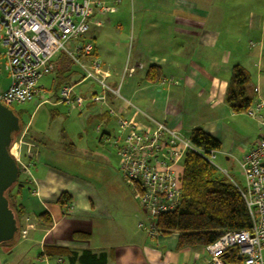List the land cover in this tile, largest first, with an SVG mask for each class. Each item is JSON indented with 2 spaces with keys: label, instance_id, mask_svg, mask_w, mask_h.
Segmentation results:
<instances>
[{
  "label": "crops",
  "instance_id": "obj_1",
  "mask_svg": "<svg viewBox=\"0 0 264 264\" xmlns=\"http://www.w3.org/2000/svg\"><path fill=\"white\" fill-rule=\"evenodd\" d=\"M101 1L118 3L114 12L96 16L101 24L91 25L84 38L93 42L91 56L108 71L106 83L120 87L121 98L106 95L105 101L85 113L86 123L93 119L101 123L96 128L98 145H103V136L115 133L116 123L108 114L111 109L139 130L153 128L146 116L185 138L201 128L220 143L216 152L238 166L243 154L264 135V127L245 112L232 113L225 95L232 68L241 67L249 76L250 108L262 102L258 113L264 119V0ZM61 57L54 60L52 73L56 93L64 84L72 85L74 93L84 98L98 92L78 66L63 63ZM90 59L82 62L88 64ZM151 67L155 68L151 77L156 78L158 71L154 82L146 80ZM129 69L133 70L130 77ZM85 107H90L87 101ZM111 123V132L100 131ZM73 148L66 141L54 150L43 143L36 152L37 164L31 165L35 213H26L31 225L27 237L7 248L12 264L23 257L28 258L26 264H33L46 246L105 253L106 264H205L201 247L177 250L176 234L148 239L138 228L135 212L121 219L95 192L86 191L82 181L57 170L56 160L71 155ZM64 192L71 197L66 212L56 203ZM43 212L51 218L49 229L33 222L32 216ZM59 259L63 258L56 256L53 261Z\"/></svg>",
  "mask_w": 264,
  "mask_h": 264
},
{
  "label": "built area",
  "instance_id": "obj_2",
  "mask_svg": "<svg viewBox=\"0 0 264 264\" xmlns=\"http://www.w3.org/2000/svg\"><path fill=\"white\" fill-rule=\"evenodd\" d=\"M117 3L107 4L101 0H0V69L9 80L8 87L0 89V103L11 108L15 104L30 102L34 97L43 100L44 89L38 86V82L53 73L54 60L60 53L81 69L83 78L94 83L98 92L84 98L74 93L72 85L64 84L56 93L57 103L70 111L85 114L105 101L106 95L121 98L120 87L111 88L106 83L108 71L91 56L93 46L84 38L91 25L101 24L96 16L114 12ZM87 57L91 58L90 62L84 64L82 60ZM126 73L130 77L133 70ZM86 101L89 108L85 107ZM262 106V102L257 103L254 109L249 107L245 113L264 127V119L258 113ZM108 114L114 118L116 130L114 135L103 136L102 142L115 150L119 171L147 218V223L139 222L138 228L149 239H159L162 235L156 228V219L174 212L180 205L181 170L178 166L184 153L195 152L215 167L212 162L214 151L202 153L189 138L148 116L153 128L139 130L113 110L110 109ZM23 145L26 147L24 156L13 157L19 174L30 175L37 147L29 142ZM238 166L243 185L233 183L245 202L251 226L246 230L226 231L203 247L205 264H264V135L243 154ZM223 173L227 174L225 170ZM31 181L29 178L28 182ZM27 229V226L24 230L19 228L21 239L26 238ZM233 250L238 259L235 263L228 261ZM33 264L47 262L41 256ZM56 264L63 263L59 259Z\"/></svg>",
  "mask_w": 264,
  "mask_h": 264
},
{
  "label": "trees",
  "instance_id": "obj_3",
  "mask_svg": "<svg viewBox=\"0 0 264 264\" xmlns=\"http://www.w3.org/2000/svg\"><path fill=\"white\" fill-rule=\"evenodd\" d=\"M60 56H63L61 57L63 63L74 64L63 53L58 54V57ZM54 66L56 68V61ZM154 69L151 67L147 72L146 80L154 82L158 78L157 70L156 78L151 77V74H154L151 70ZM225 103L235 114L244 113L252 103V97L249 94V76L239 66L232 68ZM189 140L204 154L220 149V143L201 128L192 130ZM102 144L105 145L103 142ZM179 164L182 168L180 205L174 212L161 215L155 221L156 228L162 236L177 235V250L203 248L216 241L226 231L250 228L251 223L245 202L232 181L225 177H216L215 167L195 152H185ZM25 185L18 179L17 183L6 192V198L19 228L20 219L26 214L22 203L19 202ZM56 203L66 212L70 206L71 197L64 192L57 198ZM37 220L38 225L44 229H49L52 225L51 218L46 212L38 214ZM76 236L86 238L82 234ZM14 241L2 246L9 248ZM45 252L48 256L63 258L67 264H106L105 253L94 254L89 250L75 252L65 247L50 246L45 247ZM237 260L235 251H231L228 261L235 263Z\"/></svg>",
  "mask_w": 264,
  "mask_h": 264
},
{
  "label": "rangeland",
  "instance_id": "obj_4",
  "mask_svg": "<svg viewBox=\"0 0 264 264\" xmlns=\"http://www.w3.org/2000/svg\"><path fill=\"white\" fill-rule=\"evenodd\" d=\"M107 3L109 4V2ZM87 42H90V40L88 39ZM54 76L53 74L45 76L38 82V86L44 89L43 100H38V97H34L30 102L15 104L10 108L18 116L21 124L19 132L13 136L10 152L14 157L19 154L24 156L26 147L23 143L27 142L36 145L38 150L35 148V153L39 152L40 148L42 149L43 143L50 145L52 150H54L56 145L65 141L68 144H72L74 148L71 155L61 156V159L57 157L59 161L56 160V169L82 181L85 184L84 189L86 191L93 194L95 192L111 213H120L121 219L125 215L128 216L129 212L131 214L135 212L137 223H147L144 212L119 171V159L116 157L115 150L108 145H98L99 142L97 140L100 133L96 131V128L100 126V121L93 119L86 123L84 112L79 114L78 111H70L65 106H55L57 101L56 78L54 79ZM8 85L9 80L4 70L0 69V89L5 90ZM37 101H44V103L35 105ZM82 122H84V125ZM112 127L111 123L108 128H105V126L103 128L102 126L100 131L108 130L111 132ZM61 134L66 137L61 139ZM40 139H43L44 142L42 143ZM36 160L37 157L32 160L31 164H37ZM212 162L216 167V177H225L240 186L243 185L239 166L235 162L231 160L227 163L224 156L217 152ZM180 168L179 164V171ZM224 170L227 174L223 173ZM29 174L21 173L18 177L20 182L26 184L21 192L19 202L22 203L25 213L34 215L35 210L32 209V200L37 201V199L36 196H32L34 191L32 183L28 182V179L33 176L32 166L29 169ZM37 215L32 216L35 220L32 221L38 225ZM26 226L28 229L31 227L25 214L20 219V230H24ZM27 233L28 230L26 237ZM21 241L23 239L18 234L14 243ZM38 255L39 257H44L47 264L56 263L53 261L56 260V256H48L45 248ZM0 259L2 264H12V256L7 253V247L5 246H0ZM27 260V257H23L18 264H26ZM61 262L64 264L63 259Z\"/></svg>",
  "mask_w": 264,
  "mask_h": 264
},
{
  "label": "water",
  "instance_id": "obj_5",
  "mask_svg": "<svg viewBox=\"0 0 264 264\" xmlns=\"http://www.w3.org/2000/svg\"><path fill=\"white\" fill-rule=\"evenodd\" d=\"M20 127L18 116L0 103V246L14 241L19 230L6 192L17 183L19 177V169L10 153V147Z\"/></svg>",
  "mask_w": 264,
  "mask_h": 264
},
{
  "label": "bare ground",
  "instance_id": "obj_6",
  "mask_svg": "<svg viewBox=\"0 0 264 264\" xmlns=\"http://www.w3.org/2000/svg\"><path fill=\"white\" fill-rule=\"evenodd\" d=\"M16 153V152H15Z\"/></svg>",
  "mask_w": 264,
  "mask_h": 264
}]
</instances>
